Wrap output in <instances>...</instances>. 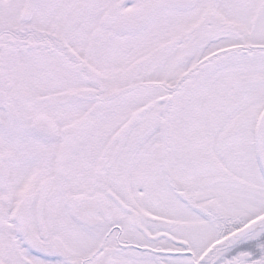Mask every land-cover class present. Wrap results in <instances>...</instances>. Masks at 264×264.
Listing matches in <instances>:
<instances>
[{"label":"snow or ice","instance_id":"snow-or-ice-1","mask_svg":"<svg viewBox=\"0 0 264 264\" xmlns=\"http://www.w3.org/2000/svg\"><path fill=\"white\" fill-rule=\"evenodd\" d=\"M0 264H264V0H0Z\"/></svg>","mask_w":264,"mask_h":264}]
</instances>
